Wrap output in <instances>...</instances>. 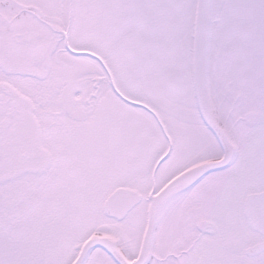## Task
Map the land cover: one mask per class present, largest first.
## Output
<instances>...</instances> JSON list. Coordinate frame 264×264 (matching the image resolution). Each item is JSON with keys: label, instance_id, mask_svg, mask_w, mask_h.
Wrapping results in <instances>:
<instances>
[{"label": "snow or ice", "instance_id": "obj_1", "mask_svg": "<svg viewBox=\"0 0 264 264\" xmlns=\"http://www.w3.org/2000/svg\"><path fill=\"white\" fill-rule=\"evenodd\" d=\"M0 264H264V0H0Z\"/></svg>", "mask_w": 264, "mask_h": 264}]
</instances>
